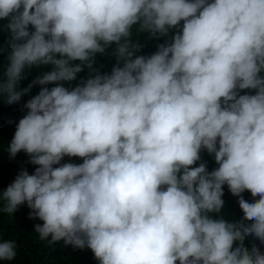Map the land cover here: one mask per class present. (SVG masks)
Returning <instances> with one entry per match:
<instances>
[{"label":"clouds","instance_id":"clouds-1","mask_svg":"<svg viewBox=\"0 0 264 264\" xmlns=\"http://www.w3.org/2000/svg\"><path fill=\"white\" fill-rule=\"evenodd\" d=\"M0 20L10 31L0 100L41 86L7 145L37 167L0 191V213L26 204L41 241L87 247L99 264H264L244 245L264 244V0H0ZM134 28L179 30L144 56ZM112 44L110 74L60 83ZM40 65L51 69L21 88ZM202 150L218 167L194 166ZM225 184L239 222L209 215ZM16 249L0 232V261Z\"/></svg>","mask_w":264,"mask_h":264},{"label":"trees","instance_id":"trees-1","mask_svg":"<svg viewBox=\"0 0 264 264\" xmlns=\"http://www.w3.org/2000/svg\"><path fill=\"white\" fill-rule=\"evenodd\" d=\"M7 20H0V24H6ZM181 21V25H182ZM31 28V26H30ZM179 29L173 28L169 30L167 36H154L149 38L147 32L137 33L136 29H133L132 39L143 45V47L135 53V55L150 56L157 51L158 45L169 42L171 36L174 35ZM10 38V31H0V66L7 63V56L10 52L8 46V40ZM115 44H112L107 48L104 53H97L94 56V62L92 68L87 66L83 67V70L77 73L76 79L72 81H63L65 87H74L81 82L82 79H87L97 73L110 74L114 65H117V57L113 54L115 51ZM59 58V56H58ZM76 63H79L78 61ZM122 66L123 61H119ZM51 65L33 66L31 70H26V78L20 82V87H27L33 79L38 75H42L44 72L49 71ZM48 87L55 86L54 84L47 85ZM40 85H34L30 92L25 94L21 100L11 105L5 101L0 100V191L5 189L14 179L15 176L22 168H26L30 174L35 170L36 165L28 162V155L21 151L14 158H10L7 145L11 141L14 132L16 130V124L19 119L26 113L27 109L24 108L25 102L32 96L36 95L40 90ZM255 94V90L244 89L240 91V94ZM201 160L197 161L196 165L204 162L208 171L218 167L215 162L214 154H209L207 150H202ZM82 163L80 157H68L65 156L61 163ZM224 206L219 213H209L213 219L223 218L229 222H239L243 218V211L238 204L239 197L233 195L227 186L223 185ZM243 198L249 202L258 197H252L251 193L245 190L241 193ZM30 209L26 204L21 205L19 209L13 214L0 213V232L3 233L4 238L14 239L17 244V255L12 261H0V264H99V261L94 257L93 252L85 247L84 249H75L70 245H65L63 241L56 243H48L47 241H41L39 236L34 232L35 224H42L43 221L37 219H30L28 213ZM245 223H250L245 221ZM239 242L234 243V247ZM256 244L260 251L264 253V244L254 236H246L244 239V245L251 249L252 245ZM179 264V262H177Z\"/></svg>","mask_w":264,"mask_h":264}]
</instances>
